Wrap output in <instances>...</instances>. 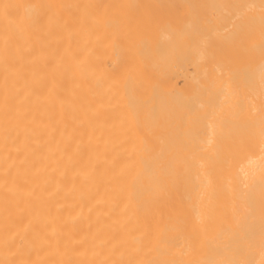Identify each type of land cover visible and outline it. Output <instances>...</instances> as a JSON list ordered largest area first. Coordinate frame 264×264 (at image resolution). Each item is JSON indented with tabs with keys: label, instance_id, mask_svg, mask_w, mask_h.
<instances>
[{
	"label": "bare ground",
	"instance_id": "bare-ground-1",
	"mask_svg": "<svg viewBox=\"0 0 264 264\" xmlns=\"http://www.w3.org/2000/svg\"><path fill=\"white\" fill-rule=\"evenodd\" d=\"M0 264H264V0H0Z\"/></svg>",
	"mask_w": 264,
	"mask_h": 264
}]
</instances>
